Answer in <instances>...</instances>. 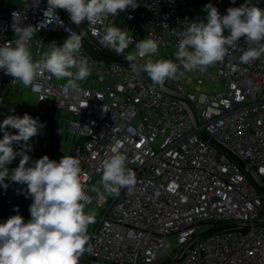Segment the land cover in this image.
Here are the masks:
<instances>
[{
  "label": "built area",
  "instance_id": "2783aa9c",
  "mask_svg": "<svg viewBox=\"0 0 264 264\" xmlns=\"http://www.w3.org/2000/svg\"><path fill=\"white\" fill-rule=\"evenodd\" d=\"M137 3L116 17L77 26L62 9L49 20L47 0H0V45L16 39L14 24L31 25L37 29L30 42L37 59L52 43L61 45L71 29L83 34L81 56L90 69L78 91L48 74L24 87L0 70V123L27 113L45 125L24 149L29 165L51 142L57 145L50 159L81 160V182L90 198L82 203L85 213H95V222L88 227L91 251L80 264H264V55L241 63L246 48L241 38L222 62L203 72L181 68L179 79L155 85L146 73H133L130 61L107 56L124 57L136 51L137 41L152 38L159 41L153 59L176 62L186 18L179 0ZM109 24L129 33L124 56L100 42ZM206 80L223 86L203 89ZM51 107L60 111L61 123H50ZM117 142L136 184L131 192L105 193L99 201L92 191H103L98 169ZM22 145L14 144V150ZM20 159L8 166L10 172ZM4 184L0 223L16 214L27 222L32 203L27 186L8 178Z\"/></svg>",
  "mask_w": 264,
  "mask_h": 264
},
{
  "label": "clouds",
  "instance_id": "9594fccd",
  "mask_svg": "<svg viewBox=\"0 0 264 264\" xmlns=\"http://www.w3.org/2000/svg\"><path fill=\"white\" fill-rule=\"evenodd\" d=\"M224 13L212 3L203 6V20L188 23L180 35L175 55L171 59H153L158 53L159 41L148 38L136 42V51L124 56L131 38L127 31L109 24L105 26L100 42L130 61L133 73H146L153 84L163 87L168 80H177L185 72L205 71L209 66L222 62L238 42L244 39L246 48L239 60L248 64L264 55V9L253 0H236ZM45 16L54 17L56 9L65 10L77 26L87 21L95 24L121 12L139 7L137 0H47ZM167 28L168 25L164 24ZM16 39L12 44L0 45V70L24 87L34 84L37 78L48 74L57 80L66 79V87L79 90V81L90 75L88 60L81 56L82 33L68 29V36L61 45L52 43L39 58L34 59L30 42L37 29L29 25H13ZM227 33V35L225 34ZM97 34V33H94ZM14 45V46H13ZM42 100V99H41ZM2 102V101H0ZM45 125L38 118L25 113L23 117L8 115L0 123V185L5 178L27 186L32 199L29 207L31 219L27 222L19 215L10 216L0 223V264H80L81 257L91 251L88 227L95 222V213H85L86 196L81 182V160L64 155L59 162L47 155L29 165L30 156L24 149L30 139ZM17 130L16 134L8 129ZM20 151L14 144L21 145ZM122 145L111 149V155L100 163L99 181L103 188L93 187L99 201L108 195H119L121 189L131 192L136 184L135 172L126 166L127 157L120 151ZM20 156L18 167L9 165ZM27 198V197H26ZM18 213V208L15 209Z\"/></svg>",
  "mask_w": 264,
  "mask_h": 264
},
{
  "label": "trees",
  "instance_id": "16d2710c",
  "mask_svg": "<svg viewBox=\"0 0 264 264\" xmlns=\"http://www.w3.org/2000/svg\"><path fill=\"white\" fill-rule=\"evenodd\" d=\"M179 2L182 8V16L197 21L205 19L206 13L202 12V8L208 3H212L221 13H224L227 7L234 6L231 4V0H179ZM240 3H243V0H236V5ZM253 3L264 9V0H253Z\"/></svg>",
  "mask_w": 264,
  "mask_h": 264
},
{
  "label": "crops",
  "instance_id": "0c3cea01",
  "mask_svg": "<svg viewBox=\"0 0 264 264\" xmlns=\"http://www.w3.org/2000/svg\"><path fill=\"white\" fill-rule=\"evenodd\" d=\"M25 96H31L30 94H25ZM49 116L52 117V120H50V123L52 124H59L61 123V121L57 120L56 117H58L59 115H61L60 111L56 110L55 108L51 107L48 111ZM68 138V136L64 135V138ZM57 145L56 142H51L50 145L48 147H46L45 149H42L41 151L44 152V154H47L48 157H50L51 155H54V148Z\"/></svg>",
  "mask_w": 264,
  "mask_h": 264
},
{
  "label": "rangeland",
  "instance_id": "374dc122",
  "mask_svg": "<svg viewBox=\"0 0 264 264\" xmlns=\"http://www.w3.org/2000/svg\"><path fill=\"white\" fill-rule=\"evenodd\" d=\"M190 79H191V76L188 78V80H190ZM213 83H214L215 87H221V86H223V84H222L221 81L206 80L203 89H205V88L207 87L208 84H209V85H213ZM78 84H79V83H78ZM44 155H47V154H44ZM47 156H48V155H47ZM175 246H176V239H175V237L172 236V237H170V248H171V249H174Z\"/></svg>",
  "mask_w": 264,
  "mask_h": 264
},
{
  "label": "water",
  "instance_id": "95a60500",
  "mask_svg": "<svg viewBox=\"0 0 264 264\" xmlns=\"http://www.w3.org/2000/svg\"><path fill=\"white\" fill-rule=\"evenodd\" d=\"M107 57L111 61L121 62V63H124V64L128 63V61L125 59V57L116 56V55H108ZM235 158L242 166H245V164L239 158H237V157H235Z\"/></svg>",
  "mask_w": 264,
  "mask_h": 264
}]
</instances>
